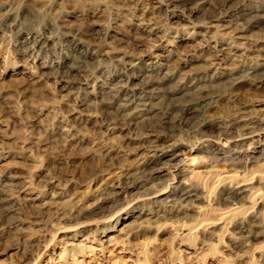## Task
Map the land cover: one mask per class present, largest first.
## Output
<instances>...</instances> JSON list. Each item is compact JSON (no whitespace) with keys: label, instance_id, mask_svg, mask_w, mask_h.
<instances>
[{"label":"rangeland","instance_id":"rangeland-1","mask_svg":"<svg viewBox=\"0 0 264 264\" xmlns=\"http://www.w3.org/2000/svg\"><path fill=\"white\" fill-rule=\"evenodd\" d=\"M129 66L162 78L153 109L193 77L214 91L183 126L239 106L247 130L215 153L158 127L178 153L141 171L152 123L115 115ZM0 264H264V0H0Z\"/></svg>","mask_w":264,"mask_h":264},{"label":"bare ground","instance_id":"bare-ground-1","mask_svg":"<svg viewBox=\"0 0 264 264\" xmlns=\"http://www.w3.org/2000/svg\"><path fill=\"white\" fill-rule=\"evenodd\" d=\"M170 1L171 0H166L167 3H169ZM70 40L71 42H73V47H81L80 44L82 45V43H79L81 40L77 38L76 36H72ZM37 41L38 40H35L32 42L33 43L32 49L36 48L38 44ZM86 50L87 48H85L83 52H86ZM217 51H221V50H215L213 52L211 56L210 67L216 64L217 59L221 56V54L218 53ZM75 57H78L77 59L79 60V62L84 61L81 59L82 56L77 55ZM250 63L246 67L238 69L241 75H244V76H254L256 74L258 75L260 64L257 61H254L252 64ZM129 68H130L128 70L129 72L124 71V74L120 75L123 79V82H122L123 85L118 90H116V92L114 93L116 107L118 109V113H115V115L119 119L125 116L129 118L130 120H133L134 125H141L143 122H148L150 124L152 123V126H151L152 128H149L143 134L144 135L143 137L146 138L145 145L148 148L150 154L147 160H145L144 168H142L141 171L147 170L149 171V173L151 172V174L153 173V175L156 176L159 173L158 167H149L148 165L151 163L158 162L160 158L162 157H165L166 160L168 161L172 157L177 155L178 153L177 149L171 150L170 148L173 145L172 143L170 144L169 148H168L169 145L167 146V144H165L164 146L162 145L163 143H165L164 141H162L163 143L161 144L159 143L157 144V141L160 140V138L163 139L165 138V136L174 137L173 132L175 130L177 133L182 132V133H185L186 135L192 134V135H198V136H206L205 132H209V133L214 132L215 134L214 136L212 135V140H208V141H209V144H211V146H214V150L217 147L216 150L214 151L215 153H218L221 151L219 150V148L223 149L224 146H227L228 144H230L229 143V133H231L234 128L235 129L244 128L243 130H247L246 128L248 127L247 124L243 123L241 125L243 114L241 112V107L239 106L235 107L234 110L230 111V114L224 117L219 123H210L204 120L201 122H195L193 125H190L187 127L183 126L182 125L183 121H186L185 116L188 117L187 113L189 112L193 113V111H196V112L200 111L206 100L207 101L211 100L212 98L216 96L213 94L214 91L207 90L203 86H195L192 88L194 81H196V78H197V77H193V80L190 86L180 83L177 87L175 88L171 87L172 89L169 88V90L166 92L168 95V94H175L178 92V90H183L181 92V95L183 96L179 97V99L177 100H175V98H171L169 102H162L161 104H159V106L156 107V109H153L152 105L147 103V101H143V99H144V96H146L148 93L151 92L152 89H154V86L156 87L159 84H161L160 80H162V78L160 79L157 77L153 79L151 78L155 76V75H152L153 71L149 70L151 69V66H145L143 68V72L140 74H135L131 66H129ZM133 77L140 78L141 82L135 83L133 81ZM186 87H190V88H186ZM133 104H134L133 109L130 111H127L128 108H130ZM158 127L159 128L162 127V129H169L170 132L164 136L160 132ZM238 132L239 131H237V133ZM256 135L261 136L260 133H257ZM173 147L176 148L177 147L176 144H174ZM167 148L170 149V151L167 150ZM245 151L247 154L248 149L244 150L243 152ZM241 152H242L241 150L235 151L233 155L238 156L239 153ZM169 169H170L169 171L173 175V179H176V177L178 176V173L176 172L177 171L176 166L174 164H170ZM129 172L130 171H127L123 175V177H125L126 179H130V177L133 176V173H135V172H131V173ZM120 184L121 183L117 185H119L118 187H120L121 189L129 187V186H134L137 184V178L135 177L134 179H130L129 181L122 182L123 185H120ZM178 190H179V194H178L179 198L187 199L193 195L192 189L185 185L179 188ZM227 194L230 197H235L237 192H235L231 187H229L227 189Z\"/></svg>","mask_w":264,"mask_h":264}]
</instances>
